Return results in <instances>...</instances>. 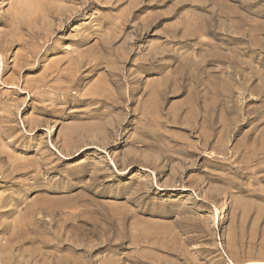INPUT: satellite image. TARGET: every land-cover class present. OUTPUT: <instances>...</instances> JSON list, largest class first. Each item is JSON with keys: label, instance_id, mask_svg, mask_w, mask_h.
<instances>
[{"label": "rangeland", "instance_id": "rangeland-1", "mask_svg": "<svg viewBox=\"0 0 264 264\" xmlns=\"http://www.w3.org/2000/svg\"><path fill=\"white\" fill-rule=\"evenodd\" d=\"M0 37V264H264V0H0Z\"/></svg>", "mask_w": 264, "mask_h": 264}, {"label": "bare ground", "instance_id": "bare-ground-1", "mask_svg": "<svg viewBox=\"0 0 264 264\" xmlns=\"http://www.w3.org/2000/svg\"><path fill=\"white\" fill-rule=\"evenodd\" d=\"M30 7H31V6H30ZM15 8H16V7H15ZM36 8H37V7H36ZM13 9H14V8H13ZM30 10H31V9H30ZM33 10H34V9H33ZM64 15H65V14H64ZM53 16H54V15H53ZM8 18H9V17H8ZM8 18H7V19H8ZM12 18H14V17H12ZM19 18H20V17H19ZM19 18H18V19H19ZM21 18L23 19V17H21ZM21 18H20V19H21ZM27 18H28V17H27ZM27 18H25V20H27ZM36 18H38V17L36 16ZM43 18H44V17H42V19H43ZM67 18H68V16H67ZM14 19H15V18H14ZM39 19H40V18H39ZM45 19H46V17H45ZM45 19H43V20H45ZM56 19H57V18H56ZM9 20H11V19H8V21H9ZM23 20H24V19H23ZM28 20H29V19H28ZM28 20H27V21H28ZM32 20H33V18H32ZM43 20H42V21H43ZM67 20H68V19H67ZM11 21H12V20H11ZM15 21H17V20H15ZM21 21H22V20H21ZM33 21H34V20H33ZM39 21H40V20H39ZM39 21H38V23H39ZM12 22H13V21H12ZM29 22H31V20H30ZM34 22H37V20L34 21ZM44 22H45V21H44ZM48 22H50L49 19H48ZM48 22H47V23H48ZM67 22H68V21H67ZM5 23H6V22H5ZM15 23H16V22H15ZM18 23H19V21H18ZM18 23H17V24H18ZM22 23H24V22H22ZM22 23H21V24H22ZM26 23H28V22H26ZM26 23H24V24H26ZM45 23H46V22H45ZM45 23H44V24H45ZM58 23H60V22H58ZM63 23H64V22H63ZM6 24H7V23H6ZM28 24H29V23H28ZM31 24H32V23H31ZM50 24H51V23L47 24V26H48V25L50 26ZM64 24H65V23H64ZM66 24H67V23H66ZM9 25H10V24H9ZM11 25H12V24H11ZM22 25H23V24H22ZM26 25H27V24H26ZM35 25H36V23H35ZM37 25H38V24H37ZM42 25H43V24H42ZM53 25H54V24H52V26H53ZM101 25H102V24H101ZM17 26H19V25H17ZM32 26H33V25H32ZM52 26H50V28H51ZM62 26H63V25H62ZM62 26H61V27H62ZM21 27H22V26H21ZM25 27H27V26H25ZM36 27H40V25H39V26H35V28H36ZM43 27H44V26H43ZM61 27H60V28H61ZM40 28H41V27H40ZM40 28H39V29H40ZM52 28H53V27H52ZM111 28H113V26H111ZM111 28H110V29H111ZM115 28H116V27H114V30H116ZM13 29L15 30V29H16V26L13 27ZM21 29H22V28H21ZM21 29H20V30H21ZM18 30H19V29H16L15 31H18ZM28 30H29V29H28ZM40 30H41V29H40ZM48 30H49V29H48ZM60 30H61V29H60ZM62 30H63V29H62ZM97 30H98V29H97ZM11 31H12V30H11ZM15 31H13V32H15ZM23 31H24V30H23ZM25 31H26V30H25ZM91 31H92V30H91ZM18 32H22V31H18ZM30 32H33V31H30ZM37 32H38V31H37ZM41 32H42V30H41ZM44 32H45V31H44ZM46 32H49V31H46ZM51 32L54 33L55 30H54V32H53V31H51ZM115 32H116V31H115ZM8 33H9V32H8ZM22 33H24V32H22ZM27 33H29V31H28ZM19 34H21V33H19ZM33 34H34V33H33ZM33 34H32V35H33ZM41 34H42V33H41ZM89 34H90V33H88V35H89ZM10 35H11V32H10ZM12 35H14V37H16V36H15V33H12ZM21 35H22V34H21ZM29 35H31V34H29ZM32 35H31V36H32ZM34 35H36V32H35ZM43 35H44V33H43ZM46 35L49 36V34H46ZM46 35H45V37H46ZM83 35H84V34H83ZM83 35H82V36H83ZM3 36L5 37L6 35H3ZM37 36H38V35H37ZM41 36H42V35H41ZM41 36H40V37H41ZM48 36H47V37H48ZM80 36H81V35H80ZM80 36H79V37H80ZM90 36H91V35H90ZM4 37H3V38H4ZM32 37H33V36H32ZM0 38H1V37H0ZM12 38H13V37H12ZM22 38H23V37H22ZM22 38H21V39H22ZM27 38H28V37H27ZM27 38H25V39H27ZM33 38H35V37H33ZM42 38H43V36H42ZM42 38H40V39H42ZM5 39H6V38H5ZM8 39H9V38H8ZM35 39H36V38H35ZM47 39H50V38H47ZM81 39H82V38H81ZM81 39H80V40H81ZM84 39H85V38H84ZM15 40H16V38H15ZM22 40H23V39H22ZM32 40H33V39H32ZM32 40H31V41H32ZM42 40H44V38H43ZM42 40H41V42H42ZM80 40H79V41H80ZM2 41H4V39H3ZM11 41H12V40H11ZM23 41H24V40H23ZM47 41H49V40H47ZM97 41H98V40H97ZM108 41H109V40H108ZM7 42H9V41H7ZM12 42H13V41H12ZM15 42H16V41H15ZM20 42H22V41H20ZM45 42H46V41H45ZM81 42H82V41H81ZM83 42H84V41H83ZM85 42H88V41H85ZM98 42H99V41H98ZM110 42H111V41H110ZM13 43H14V42H13ZM16 43H17V42H16ZM18 43H19V42H18ZM18 43H17V44H18ZM38 43H39V42H38ZM95 43H96V42H95ZM2 44H3V43H2ZM11 44H12V43L9 42V45H10V46H12ZM20 44H21V43H20ZM20 44H19V45H20ZM27 44H28V42H27ZM27 44H26V45H27ZM31 44H32V43H31ZM39 44H40V43H39ZM43 44H45V43H43ZM96 44H98V43H96ZM101 44H102V43H101ZM7 45H8V44H7ZM13 45H14V44H13ZM24 45H25V43H24ZM26 45H25V46H26ZM29 45H30V44H29ZM35 45H36V44H35ZM37 45H38V44H37ZM40 45H41V44H40ZM48 45H49V44H48ZM103 45H104V44H103ZM109 45H110V44H109ZM111 45H112V44H111ZM0 46H1V45H0ZM3 46H4V45H3ZM3 46H1V47H3ZM22 46H23V45H22ZM30 46H31V45H30ZM42 46H43V45H42ZM42 46H40V47H42ZM53 46H55V45H53ZM80 46H82V45H80ZM92 46H93V45H92ZM104 46H105V45H104ZM106 46H107V45H106ZM112 46H113V45H112ZM49 47H50V46H49ZM51 47H52V46H51ZM55 47H57V46H55ZM85 47H87V46H85ZM85 47H83V48H85ZM6 48H7V46H6ZM6 48H5V50H6ZM8 48H9V47H8ZM22 48H23V47H22ZM25 48H26V47H25ZM28 48H30V47L28 46ZM33 48H34V47H33ZM38 48H39V46H38ZM76 48H77V47H76ZM83 48H82V49H83ZM91 48H92V50H93V47H91ZM94 48H95V47H94ZM101 48H102V47H101ZM20 49H21V48H20ZM26 49H27V48H26ZM36 49H37V48H36ZM36 49H35V50H36ZM40 49H41V48H40ZM42 49H43V48H42ZM46 49H47V48H46ZM49 49H50V48H49ZM55 49H56V48H55ZM58 49H59V48H58ZM86 49H87V48H86ZM86 49H85V51H86ZM0 50H2V49H0ZM21 50H22V49H21ZM31 50H32V49H31ZM47 50H48V49H47ZM47 50H46V51H47ZM56 50H57V49H56ZM97 50H98V48H97ZM97 50H96V51H97ZM2 51H4V50H2ZM24 51H25V50H24ZM26 51H27V50H26ZM26 51H25L24 53H26ZM29 51H30V50H29ZM29 51H28V52H29ZM74 51H75V50H74ZM82 51H83V50H82ZM94 51H95V50H94ZM99 51H100V50H99ZM99 51H98V52H99ZM22 52H23V51H22ZM28 52H27V53H28ZM33 52H34V51H33ZM50 52H51V51H50ZM70 52L72 53V51H70ZM79 52H80V54H81V51H79ZM0 53H1V51H0ZM4 53H5V52H4ZM41 53H43V52H41ZM71 53H70V54H71ZM76 53H78V52L76 51ZM87 53H88V52H87ZM22 54H23V53H22ZM22 54H21V56H22ZM32 54H34V53H32ZM48 54H49V53H48ZM1 55H2V54H1ZM28 55H31V54L29 53ZM37 55H39V54H37ZM44 55H45V54H44ZM44 55H43V56H44ZM71 55H72V54H71ZM85 55H86V54H85ZM85 55H84V56H85ZM25 56H27V55L25 54ZM46 56H47V55H46ZM68 56H69V54H68ZM76 56H77V55H76ZM81 56H83V53H82ZM34 57H35V55H34ZM36 57H37V56H36ZM70 57H71V56H70ZM79 57H80V56H79ZM79 57H77V58H75V59L78 60ZM18 58H19V57H18ZM25 58H26V57H25ZM32 58H33V56H32ZM46 58H47V57H46ZM73 58H74V57H73ZM87 58H88V57H87ZM21 59H22V58H21ZM21 59H20V60H21ZM35 59H36V58H35ZM38 59L40 60V58H38ZM90 59H91V58H90ZM95 59H96V58H95ZM119 59H120V58H119ZM22 60H23V59H22ZM59 60H60V59H59ZM59 60H58V62H56L55 64L59 63ZM61 60H62V59H61ZM68 60H69V59H68ZM68 60H67L66 62H70L71 59H70L69 61H68ZM81 60H82V57H81ZM12 61H13V60H12ZM25 61H27V60H25ZM71 61H72V60H71ZM73 61H74V59H73ZM78 61H80V60H78ZM83 61H84V60H83ZM85 61H86V60H85ZM87 61H88V60H87ZM31 62H33V61H31ZM38 62H39V61H38ZM80 62H81V61H80ZM29 63H30V62H29ZM39 63H40V62H39ZM41 63H42V62H41ZM71 63L73 64L74 62H70V64H67V66H68V65H71ZM77 63H78V62H77ZM92 63H93V59H92ZM96 63H97V62H95V64H96ZM23 64H25V63H23ZM33 64H34V63H33ZM65 64H66V63H65ZM52 65H53V64H52ZM60 65H61V64H60ZM85 65H86V64H85ZM15 66H16V65H15ZM42 66H43V65H42ZM42 66H41V67H42ZM56 66H57V65H56ZM61 66H62V65H61ZM26 67H27V64H26ZM51 67H52V66H51ZM51 67H50V68H51ZM83 67H84V66H83ZM95 67H96V66H95ZM5 68H6V67H5ZM22 68H23V67H22ZM35 68H36V67H35ZM47 68H48V66H47ZM55 68H56V67H54V69H55ZM60 68H61V67H60ZM60 68H59V69H60ZM63 68H65V66H64ZM66 68H67L68 71H69V67H66ZM71 68H72V67H71ZM77 68H78V67H77ZM0 69H1V68H0ZM17 69H18V67H17ZM54 69H53V70H54ZM83 69H84V68H83ZM5 70H6V69H5ZM47 70H48V69H47ZM61 70H62V69H61ZM45 71H46V70H45ZM45 71H44L45 74L48 73V72H45ZM64 71H65V69L62 70V71H59V70H58V75H59V76H61V75L65 76L66 74L63 73ZM75 71H76V70H75ZM82 71H83V70H82ZM20 72H21V71H20ZM66 72H67V71H66ZM87 72H88V71H87ZM87 72H86V73H87ZM50 73H53V72H51V70H50ZM4 74H5V73H4ZM55 74H56V72H55ZM55 74H53V75H55ZM88 74H89V72H88ZM95 74H96V73H95ZM49 75H50V74H49ZM49 75H48V76H49ZM69 75H70V73H69ZM97 75H98V74H97ZM1 76H2V75H1ZM75 76H76V75H75ZM88 76H89V75H88ZM46 77H47V76H46ZM46 77H45V78H46ZM53 77H54V76H53ZM56 77H57V76H56ZM71 77H72V76H71ZM80 77H81V76H80ZM124 77H125V76H124ZM41 78H42V77H41ZM43 78H44V74H43ZM45 78H44V80H45ZM54 78H55V77H54ZM82 78H83V77H82ZM17 79H18V78H17ZM50 79H51V78H50ZM63 79H64V78H63ZM75 79H76V78H75ZM108 79H109V78H108ZM108 79H107V80H108ZM114 79H115V78H114ZM7 80H8V79H7ZM14 80H15V79H14ZM51 80H52V79H51ZM56 80H59V79H56ZM8 81H9V80H8ZM41 81H42V80H41ZM47 81H49V80H47ZM86 81H87V80H86ZM104 81H105V80H104ZM108 81H109V80H108ZM10 82H11V81H10ZM15 82H16V81H15ZM43 82H44V81H43ZM60 82H61V81H60ZM87 82H88V81H87ZM87 82H86V83H87ZM97 82H98V81H97ZM97 82L95 81V83H97ZM105 82H106V81H105ZM0 83H1V82H0ZM18 83H19V82H18ZM35 83H36V81H35ZM48 83H51V82L49 81ZM101 83L103 84V81H101ZM2 84H3V83H2ZM19 84H20V83H19ZM46 84H47V83H46ZM56 84H57V83H56ZM59 84H60V83H59ZM59 84H58V85H59ZM66 84H68V83H66ZM83 84H84V83H83ZM98 84H99V83H98ZM107 84H108V82H107ZM3 85H4V84H3ZM15 85H16V84H15ZM15 85H14V87H15ZM49 85H50V84H49ZM94 85H95V84H94ZM96 85H97V84H96ZM105 85H106V84H105ZM117 85H118V84H117ZM18 86H19V85H18ZM41 86H42V85H41ZM45 86H46V85H45ZM50 86H51V85H50ZM54 86H56V85H54ZM16 87H17V86H16ZM26 87H27V86H26ZM31 87H32V86H31ZM31 87H28V88H31ZM80 87H81V86H80ZM113 87H114V86H113ZM17 88H18V87H17ZM40 88H41V87H40ZM48 88H49V86H48ZM71 88H72V87H71ZM78 88H79V87H78ZM81 88H82V87H81ZM15 89H16V88H15ZM19 89H20V88H19ZM23 89H24V88H23ZM79 89H80V88H79ZM98 89H99V87H98ZM17 90H18V89H17ZM17 90H15V92H16ZM20 90H21V89H20ZM20 90H19V91H20ZM42 90H43V89H42ZM66 90H67V89H66ZM44 91H45V90H44ZM77 91H78V90H77ZM100 91H101V90H100ZM64 92H65V91H64ZM67 92H68V90H67ZM73 92H74V91H73ZM75 92H76V91H75ZM107 92H108V91H107ZM107 92H106V93H107ZM112 92H113V91H112ZM127 92H128V91H127ZM19 93H20V92H19ZM50 93H51V91H50ZM50 93H48V94H50ZM77 93H78V92H77ZM77 93H76V94H77ZM106 93H105V94H106ZM20 94H21V93H20ZM45 94H46V93H45ZM51 94H52V93H51ZM70 94H71V93H70ZM15 95H16V94H15ZM23 95H24V94H23ZM101 95H102V94H101ZM17 96H18V95H17ZM50 96H51V95H50ZM86 96H87V95H86ZM105 96H106V95H105ZM7 97H8V96H7ZM7 97H6V98H7ZM72 97H73V96H72ZM72 97H71V98H72ZM79 97H81V94H80ZM92 97H93V96H92ZM127 97H128V96H127ZM50 98H51V97H50ZM68 98L70 99V97H68ZM3 99H5V98H3ZM8 99H10V98H8ZM15 99H16V98H15ZM45 99H46V98H45ZM56 99H57V98H56ZM62 99H63V98H62ZM74 99H75V97H74ZM74 99H73V101H74ZM85 99H86V98H85ZM85 99H84V100H85ZM102 99H103V98H102ZM106 99H107V98H106ZM48 100H49V99H48ZM51 100H52V99H51ZM54 100H55V98H54ZM59 100H60V99H59ZM63 100H65V99H63ZM2 101H3V100H2ZM44 101H45V100H44ZM61 101H62V100H61ZM93 101H94V100H93ZM108 101H109V100H108ZM11 102H12V101H11ZM87 102H88V101H87ZM100 102H102V101H100ZM112 102H113V101H112ZM53 103H54V102H53ZM58 103H60V102H58ZM103 103H104V102H103ZM12 104H13V103H12ZM51 104H52V103H51ZM55 104H56V103H55ZM104 104H105V103H104ZM106 104H107V102H106ZM108 104H109V103H108ZM110 104H111V103H110ZM16 105H17V104H16ZM44 105H45V104H44ZM49 105H50V104H49ZM100 105H101V104H100ZM9 106H11V105H9ZM13 106H14V105H13ZM13 106H12V107H13ZM19 106H20V105H18V108H19ZM27 106H28V105H27ZM97 106H98V104H97ZM109 106H111V105H109ZM99 107H100V106H99ZM9 108H10V107H9ZM16 108H17V107H16ZM25 108H27V107H25ZM14 109H15V107H14ZM14 109H13V110H14ZM54 109H55V108H54ZM58 109H59V108H58ZM88 109H89V108H88ZM112 109H113V108H112ZM10 110H12V109H10ZM16 110H17V109H16ZM60 110H61V109H60ZM108 110H109V109H108ZM61 111H62V110H61ZM43 112H44V111H43ZM82 112H83V111H82ZM110 112H111V111H110ZM12 113H13V111H12ZM14 113H15V111H14ZM45 113H46V112H45ZM58 113H59V112H58ZM115 113L117 114L116 111H115ZM115 113H114V114H115ZM39 114H40V113H39ZM72 114H73V113H72ZM97 114H98V113H97ZM13 115H14V114H13ZM15 115H16V114H15ZM74 115H75V114H74ZM87 115H88V114H87ZM6 116H7V115H6ZM16 116H17V115H16ZM46 116H47V115H46ZM108 116H109V115H108ZM114 116H115V115H114ZM64 117H65V115H64ZM106 117H107V116H106ZM15 118H16V117H15ZM41 118H42V117H41ZM2 119H3V118H2ZM7 119H8V118H7ZM7 119H6V121H7ZM13 119H14V118H13ZM37 119H38V118H37ZM44 119H45V117H44ZM44 119H43V120H44ZM104 119H105V118H104ZM9 120H10V119H9ZM11 120H12V119H11ZM29 120H30V119H29ZM32 120H33V119H32ZM41 120H42V119H41ZM43 120H42V121H43ZM63 120H64V119H63ZM37 121H38V120H37ZM39 121H40V120H39ZM39 121H38V124H40ZM44 121L46 122V120H44ZM10 122H11V121H10ZM25 122H26V121H25ZM30 122H31V120H30ZM34 122H35V120H34ZM34 122H33V123H34ZM6 123H7V122H6ZM8 123H9V121H8ZM31 123H32V122H31ZM8 125H9V124H8ZM8 125H7V127H10V126H8ZM30 125H31V124H30ZM30 125H29V126H30ZM36 125H37V124H36ZM2 126H3V124H2ZM13 126H14V125H13ZM29 126H28V127H29ZM33 126H34V125H32V127H33ZM0 128H1V127H0ZM3 128H6V127L3 126ZM15 128H16V127H15ZM16 129H17V128H16ZM16 129H15V130H16ZM8 130H9V129H8ZM8 130L5 129V130H3V131H8ZM10 130H11V129H10ZM16 131H17V130H16ZM1 132H2V131H1ZM8 132H9V131H8ZM8 132H7V133H8ZM11 132L14 133V135L16 134L15 131L13 132V129H12ZM26 132H27V131H26ZM2 134H3V133H2ZM2 134H1V135H2ZM9 134H10V133H9ZM10 135H11V134H10ZM5 137H7L6 134H5ZM15 141H17V139H16ZM58 141H59V140H58ZM0 143H1V141H0ZM2 143H3V142H2ZM11 143H12V141H11ZM1 147H2V145H1ZM54 147H55V146H54ZM0 149H1V148H0ZM2 149H4V148L2 147ZM2 149H1V150H2ZM1 153H2V152H1ZM4 153H5V152H4ZM0 160H1V159H0ZM43 164H44V163H43ZM224 208H225V207H224ZM222 213H223V214H226V213H227V210H223Z\"/></svg>", "mask_w": 264, "mask_h": 264}]
</instances>
